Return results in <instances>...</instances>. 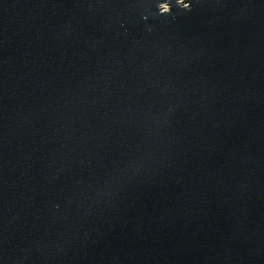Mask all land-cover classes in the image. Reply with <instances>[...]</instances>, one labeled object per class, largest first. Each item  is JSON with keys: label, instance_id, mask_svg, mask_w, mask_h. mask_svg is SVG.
<instances>
[{"label": "water", "instance_id": "95a60500", "mask_svg": "<svg viewBox=\"0 0 264 264\" xmlns=\"http://www.w3.org/2000/svg\"><path fill=\"white\" fill-rule=\"evenodd\" d=\"M0 264H264V0H0Z\"/></svg>", "mask_w": 264, "mask_h": 264}]
</instances>
